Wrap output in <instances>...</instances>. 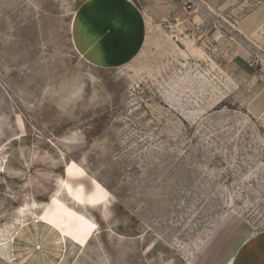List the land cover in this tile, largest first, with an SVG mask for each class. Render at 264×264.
<instances>
[{
  "label": "rangeland",
  "instance_id": "374dc122",
  "mask_svg": "<svg viewBox=\"0 0 264 264\" xmlns=\"http://www.w3.org/2000/svg\"><path fill=\"white\" fill-rule=\"evenodd\" d=\"M186 1L0 0V264H264V0Z\"/></svg>",
  "mask_w": 264,
  "mask_h": 264
},
{
  "label": "snow or ice",
  "instance_id": "6c2138e0",
  "mask_svg": "<svg viewBox=\"0 0 264 264\" xmlns=\"http://www.w3.org/2000/svg\"><path fill=\"white\" fill-rule=\"evenodd\" d=\"M2 171H3V168H0V172H2ZM70 190H71V189H69V191H70ZM21 211H23V209H21ZM81 219H82V218H81ZM96 227H97V226H96L95 224H90V225H89V232L86 233V234H90V231L93 230V229H95ZM73 239H77V237H76V236H73ZM78 242L81 243V244L84 243L83 236L79 237Z\"/></svg>",
  "mask_w": 264,
  "mask_h": 264
},
{
  "label": "built area",
  "instance_id": "2783aa9c",
  "mask_svg": "<svg viewBox=\"0 0 264 264\" xmlns=\"http://www.w3.org/2000/svg\"><path fill=\"white\" fill-rule=\"evenodd\" d=\"M199 5L197 4L196 1L194 0H187L186 1V8L189 10H195L196 8H198Z\"/></svg>",
  "mask_w": 264,
  "mask_h": 264
},
{
  "label": "bare ground",
  "instance_id": "6f19581e",
  "mask_svg": "<svg viewBox=\"0 0 264 264\" xmlns=\"http://www.w3.org/2000/svg\"><path fill=\"white\" fill-rule=\"evenodd\" d=\"M22 206V205H21ZM18 209V208H17ZM18 211V210H17ZM21 211V210H20ZM17 219V218H16ZM17 223V222H16Z\"/></svg>",
  "mask_w": 264,
  "mask_h": 264
}]
</instances>
